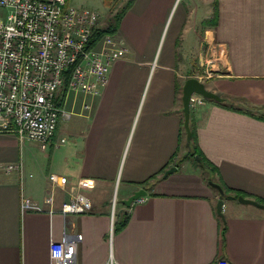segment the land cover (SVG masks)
<instances>
[{
    "label": "crops",
    "instance_id": "obj_1",
    "mask_svg": "<svg viewBox=\"0 0 264 264\" xmlns=\"http://www.w3.org/2000/svg\"><path fill=\"white\" fill-rule=\"evenodd\" d=\"M99 1L103 23L110 6ZM122 4L115 34L128 53L101 95L64 90L69 117L61 114L46 149L0 134V264H52L51 243L64 236L77 243L74 264H264V210L226 194L222 219V197L209 185L264 201V0ZM192 77L224 100L191 110L214 172L188 157L181 97ZM7 165L19 168L6 173ZM52 174L67 178L64 189ZM142 189L146 201L127 208ZM73 198L89 208L65 217ZM23 200L44 212H23Z\"/></svg>",
    "mask_w": 264,
    "mask_h": 264
},
{
    "label": "built area",
    "instance_id": "obj_2",
    "mask_svg": "<svg viewBox=\"0 0 264 264\" xmlns=\"http://www.w3.org/2000/svg\"><path fill=\"white\" fill-rule=\"evenodd\" d=\"M101 21L98 11L70 6L67 0H0V134L14 132L22 144L32 141L46 149L61 114L69 117L57 99L60 89L101 95L112 65L128 53L125 43L111 33L89 48ZM206 102L193 95L191 110ZM18 168L7 165L2 170L11 173ZM49 180L63 189L67 183L66 177L57 174ZM145 201L141 198L136 203ZM44 202L53 205L52 191ZM21 208L44 212L28 200L22 201ZM88 208L86 202L73 198L63 204L61 213L65 217L84 214ZM76 251L77 243L68 236L52 242V264H74Z\"/></svg>",
    "mask_w": 264,
    "mask_h": 264
},
{
    "label": "water",
    "instance_id": "obj_3",
    "mask_svg": "<svg viewBox=\"0 0 264 264\" xmlns=\"http://www.w3.org/2000/svg\"><path fill=\"white\" fill-rule=\"evenodd\" d=\"M193 95H199V96L204 97L207 100H212V101H217V102H223L224 101L218 95H216L212 91L208 90L206 88L205 83H203L202 81H200L197 78L192 77V78H189L185 82V84L182 88L181 100H182L183 114H184V129H185V132L187 134V141L188 142H191V139H192V131H191V126H190V121H191L190 100H191V97ZM186 156L187 155H185V157ZM196 160L199 161V157H196ZM177 171H178V167H172L164 173V177H167L170 174H173L174 172H177ZM209 185L212 188L217 189L218 192L220 193V196L222 197V199L219 200V202L217 204V213L222 219H224L223 207H224V202H225L224 198L226 197V194H225L223 188L221 187V185L214 183L213 181H210ZM146 196H147V191H145L144 189L139 190V191L135 192L134 195H132L130 198H128L127 200H124L123 204L127 208H131V206L134 202H137L138 200H140L141 198H144ZM238 201H239V203H241L243 205H251V206H255L257 208L264 210V205L259 203L258 201L254 200V199H249V198H245L243 196H240L238 198Z\"/></svg>",
    "mask_w": 264,
    "mask_h": 264
},
{
    "label": "trees",
    "instance_id": "obj_4",
    "mask_svg": "<svg viewBox=\"0 0 264 264\" xmlns=\"http://www.w3.org/2000/svg\"><path fill=\"white\" fill-rule=\"evenodd\" d=\"M68 1V0H67ZM112 2V0H105V4L106 5H109L110 3ZM125 12L122 11L121 13L115 15V24H111L109 25L106 29H101L99 31H97L90 43H89V48H94L98 43L99 41L101 40V38L105 35V34H115L117 32V24L119 23V21L121 20V18H123ZM69 77L70 75H68V80H69ZM68 82V81H67ZM65 91L67 92V87L65 89ZM191 131H192V139H191V142H189V153H188V157L194 159V162L202 167V169L204 171H208V170H211L212 172H214L216 169V167L207 160V158L204 156V154L202 153V151L200 150L199 146H198V142H197V138H196V133L194 131V129L191 127ZM196 157H199V161L196 160ZM176 166H180V163H177ZM167 170H165L163 173H165ZM155 179H157V177H153ZM221 187L223 188L225 194H227L229 197H232L234 198L235 200H238V198L241 196L240 193L238 192H232L230 190H228L224 185H221ZM226 195V196H227ZM258 201L259 203L263 204L264 205V201H261V200H256ZM127 224V219H124V220H121V221H116L115 223V229H114V232H119L121 229L124 228V226Z\"/></svg>",
    "mask_w": 264,
    "mask_h": 264
},
{
    "label": "rangeland",
    "instance_id": "obj_5",
    "mask_svg": "<svg viewBox=\"0 0 264 264\" xmlns=\"http://www.w3.org/2000/svg\"><path fill=\"white\" fill-rule=\"evenodd\" d=\"M78 1L80 3V7L89 8V9H92V10H93L94 6L97 8L96 5H101V2L99 0H78ZM122 1L123 0H114L113 2H111L109 4V6H110V15L107 17V20L104 21V19H103V23H101V29H106L109 25H111V24L114 25L115 24L114 17L122 9V5H123ZM95 10H97V9H95ZM64 90H65V88L60 89L58 91V95H57V99L58 100L61 98L62 92ZM64 128H65V124L62 125L61 129H64ZM116 212H118V211H116Z\"/></svg>",
    "mask_w": 264,
    "mask_h": 264
}]
</instances>
